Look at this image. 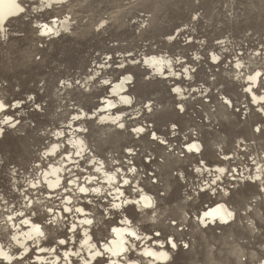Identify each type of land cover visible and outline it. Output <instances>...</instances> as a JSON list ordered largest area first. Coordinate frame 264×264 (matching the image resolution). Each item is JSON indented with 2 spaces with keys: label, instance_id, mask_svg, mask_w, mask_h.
I'll use <instances>...</instances> for the list:
<instances>
[{
  "label": "rangeland",
  "instance_id": "1",
  "mask_svg": "<svg viewBox=\"0 0 264 264\" xmlns=\"http://www.w3.org/2000/svg\"><path fill=\"white\" fill-rule=\"evenodd\" d=\"M20 1L27 13L8 19L5 33L0 32V99L22 103L11 113L17 127L6 129L0 138V204L5 200L16 209L22 207L24 182L47 168L49 162L42 156L55 130H63L74 114L97 107L108 91L104 80L128 74L133 76L129 84L133 111L139 109L143 115L151 103L152 113L140 115L141 123L146 122L166 145L149 140L148 132L136 139L97 126L94 120L79 121L93 129L91 136H84L97 158L110 169L127 170L133 163L131 180L137 182L140 173L147 193L156 197L160 205L156 217L138 218L135 225L141 229L147 224L151 229L147 234L160 230L165 238L172 236L178 249L171 250L169 264H259L264 259V134L256 129L264 128V118L244 91L249 85L246 77L260 71L251 87L264 96V0H71L60 9L37 13L35 3ZM66 15L72 25L62 35L43 38L36 32V21ZM157 54L190 68L191 79L176 81L185 91V111L177 109L175 81L157 79L143 66L128 62ZM123 60L124 69L117 70ZM98 64L102 69L91 77ZM225 98L231 106L223 103ZM193 141L201 143L202 150L187 154L185 144ZM216 165L235 171L218 174L211 169ZM14 171L17 181L12 180ZM257 171H261L257 183L230 181L249 180ZM222 188L229 195L234 191L231 201ZM43 191L34 197L41 198ZM54 200L57 208L58 199ZM215 202H224L235 213V221L224 227L196 225L194 216ZM0 239L7 240L3 227Z\"/></svg>",
  "mask_w": 264,
  "mask_h": 264
},
{
  "label": "bare ground",
  "instance_id": "2",
  "mask_svg": "<svg viewBox=\"0 0 264 264\" xmlns=\"http://www.w3.org/2000/svg\"><path fill=\"white\" fill-rule=\"evenodd\" d=\"M28 1H30L32 4L33 3L36 4L34 9L36 10V13H37L38 11L42 12V11H48V10L52 11L53 9L57 10L58 8L60 9L64 5L68 4L71 0H63V2H60V0H28ZM45 4L51 5V7H45ZM26 13H27L26 7L21 3L20 0H0V32L5 33L6 26L9 22L8 19L14 18L17 16L21 17L22 15ZM70 20H71L70 17L66 15V16H62L59 18L57 17L55 19H51V21H48V22L36 21L35 28L38 30L36 32H38L40 34V37H43V38L44 37L55 38L59 35H62L63 32H67L68 30H70V26L72 25ZM45 24L48 26L47 28L43 27V25ZM49 29H50V32H49ZM65 29H67V31H65ZM42 32H48L49 34L41 35ZM213 57L217 58L215 54H212V59ZM126 60H123L122 62H120L119 65L120 64L123 65L124 62H126ZM217 60L218 59H216L215 62ZM128 62L130 65L139 64L143 66V69H146L150 72L149 74L152 73V75L158 76L157 79H161L164 81L165 80L175 81L172 84L173 86L172 90L179 89V91H176V92L172 91V94L177 97L175 100V101H178L177 109L179 110L183 109V111H185V105L183 102L184 100H186L185 91L181 85L176 83V81L180 80V77L181 79L183 78V80L191 79L190 68H188L187 65H185L184 63L183 65H181L182 62H179V60L178 61L173 60L169 58L168 56L167 57L162 56V55L159 56L158 54L156 56L155 55L144 56L139 61L131 59ZM177 66H180L179 72L176 69ZM93 67L95 70H94V73L91 75V77L95 76V74L97 73L99 69H102L101 64L95 65ZM235 67L238 68V63ZM115 68L118 70V68L120 67L117 66ZM182 74L184 77H182ZM260 74L261 72L257 71L254 74H251L246 77L249 85L245 86L244 92L246 94L247 93L250 94L251 99L253 100V104L257 106L258 108H260L259 110L260 114L264 118V108L262 107L264 105V96L256 94L255 91H253L251 87V85H256ZM129 77H131V79H129ZM250 78H254V79H250ZM132 80H133V76L128 75V74L127 75L125 74V76H123L121 79H118L116 81H111V82L107 81V84L104 83L106 81L104 80L103 81L104 86H108V91H107L106 96L104 95V97H102L99 100L97 107L94 110L92 109L93 111L90 113H86V111L84 110L82 112H79L78 114H74L73 117L80 116L81 121L83 119H85L86 121L94 120L93 124H97V126H104V127H107L108 129L124 131V132L130 133L132 136H135L136 139H141L142 137L144 138L148 132L149 134H147V138H149V140L151 141L158 142L157 140L159 139V137L157 136V133L149 131L148 127L145 126L146 122L143 124L141 123L143 121L140 119L144 114L152 113L151 111L153 109H151L152 107L150 108L149 106L151 103L147 107L145 106L146 108L144 112L142 113L143 115H141V112L139 109L137 110L138 112L133 111L135 108V105L133 104V97L130 94V87H129V84L132 83ZM246 89H251V90L246 91ZM126 100L130 101L131 103H126L125 102ZM225 100H228V99L225 98ZM0 102H3V101L0 99ZM14 103L19 104L20 105L19 108L8 107L7 114L10 117H12V123L15 125V127L4 125L2 121L4 119L5 113L0 112V138L4 137V134L6 133V129L16 128L17 124L19 123L12 116L11 113L16 111L17 109H20L22 107L21 106L22 103L20 101H17V102L15 101ZM229 104L231 105L230 101H229ZM129 111H130V114H128ZM73 117L68 123H66L67 125L63 126V130H55V134H53L54 140H52L48 144L47 149L45 150L43 156L41 155L44 161L47 160L46 162H49V164L47 165V168L44 169L43 171H39V173L37 172L38 174H36V177L34 179L25 180L24 183L27 184L26 186L27 195L19 191L20 193H23V197H25L24 199H22L23 200L22 205H21L22 207L19 209H16V207L10 206L9 203H5V200L4 202H1V204L4 203V205L0 204V229L3 227V231L6 232V238H7V240L0 239V264H16L17 258L24 256L28 252H32L34 248L36 249V251L32 254L29 260L25 261V264H70L71 260H77L78 264H85V259L91 260V253L96 250L94 247V244H95L94 240L88 239L87 237H84V236H81V238L77 240V238L71 232H69L68 233L69 242L66 247L57 246L55 244L50 246L49 244L44 242L48 236L56 238V239H60L63 237H57L56 231L54 232L52 231L50 233H47L46 236L41 237L35 230V227H36L35 224L33 223L24 224L22 221L23 220L32 221L35 219V217L31 215V211H30L31 206L41 208L43 211L48 206L55 204V202L57 201H55L54 199H57L58 196H63L65 199L72 200L73 204H77V201L74 199V196L80 195L79 186L83 184L86 180L92 179V177H95L96 179L101 181V184H103L105 188H108L109 185H111L112 183H115L116 185L121 186V190L127 187V185L123 184V180L125 179L128 180L131 183V185H134L133 188L136 189V192H133L131 196H128L126 194L125 197L121 198V200H124V199L140 200L141 196L146 197L148 201L152 203L153 208H155V214L152 216L156 217L157 215V212H158L157 207H156L157 199L155 196H152L151 194L147 193L148 191L144 184L142 175L139 173L137 182H134L136 181V179H134V181L131 180L132 174H134L136 171L134 164L129 162V166L127 170L117 167L119 168L118 173L115 171V169L117 168L110 169L109 165H106L107 163L105 161H103L100 158H97L95 154H93L89 150V147L87 145V142L84 136L85 134H87V132L77 131V129H87V128L84 124L80 123L79 120H74ZM117 117H119V120L117 121V123L114 124L113 120H115ZM76 121H79V123H76ZM121 123L124 124L126 128L124 129L120 128L118 125ZM151 126L152 125H149V127ZM136 128H144L145 131L143 133L133 131V129H136ZM57 133H63V135L58 136L56 135ZM153 134L155 135V140H153ZM159 140L165 141L164 139H159ZM161 145H166V144L164 143ZM189 145L192 146V149H193L192 151H188L187 146ZM65 147L68 148L69 150L68 153L64 152ZM185 147H184L185 152L187 154H198L202 150L201 143L196 142V141L188 142L187 144H185ZM126 151L128 155L129 154L133 155L132 150L128 149ZM77 152L81 153V155L79 156L76 155ZM45 153H55V154L50 155L51 158L50 157L46 158ZM53 156L55 157L54 159H53ZM66 156L67 158H65ZM85 157L88 158L87 163L84 162ZM223 158L227 159V156H224ZM74 161L78 163L83 162L84 164H86V167L83 166L84 173L83 175H80L79 178H77V175H72L71 178L74 181V184L69 186L72 189V191L66 192L64 187L56 189L55 192L50 191L48 188V185L49 184L54 185L58 179L61 184H64V178L68 175L65 169H71L73 173H78L80 171L79 169L75 167V164L73 163ZM127 161H129V159H127ZM36 165L37 167H40V164L37 163ZM89 168H92L91 172L88 171ZM96 169H99V171L97 172ZM133 169H135V171H133ZM211 169H214L215 172H218V174L219 173L221 174V172L218 170L225 169V167L216 165ZM205 171H211V170L208 168H205ZM12 174H13L12 180L17 181L16 172L14 171ZM156 176L158 175L156 174ZM256 176L261 177V171H259L258 174L254 175V177ZM230 181L231 182L248 181L249 183L253 184V183H257V181L259 180H254L253 177H250L249 180L247 178L245 179L244 177H239L238 179H230ZM32 185H37V187L34 188L32 187ZM93 186L100 187L101 185L93 184ZM15 188L17 187L15 186ZM41 188L44 189L43 196H41L40 194L41 198H38V197L35 198L34 197L35 193L40 192ZM203 190L204 189H202V191ZM111 191L113 195H118V193H116L115 187H112ZM137 192L139 193V195L136 194ZM222 192H223V195H225L226 192L228 193V190L222 188ZM28 193L31 196H28ZM221 197H225V196H221ZM89 198L90 197L85 198L83 202L86 203L87 199ZM58 202L59 204L57 208L55 206L53 207V211L55 213L54 217L49 216V219L54 218L55 220L60 221L63 215V213L60 211V208L64 207L65 204L60 200H58ZM144 203L145 201L140 200V203L138 205V208L141 210L139 219L149 221V219H152V216L150 213L147 218L144 217L143 215V204ZM77 206H80V205L77 204ZM229 212L232 213L231 216H228ZM21 213H24L25 215L21 216L20 215ZM125 215L126 214L123 211H121L120 212L121 218L119 217L120 219L119 221H121L125 217ZM195 216H194L193 221L196 222V225H198L201 228H208L210 226H222V227L228 226L231 222L235 221L236 219L235 213L224 202H215L211 206L204 207L197 214V216L196 217ZM82 218L83 217L73 216L70 218V220H78ZM88 218H91V216H89ZM119 221L114 225V227L119 228L120 232L113 233L110 231L108 242L107 244L104 245L108 247L109 249H111L112 252L120 251V248L123 246L122 241L128 240V237L126 235L128 231H136L141 236L146 235V233L141 231V229L135 224L120 223ZM62 227L63 225H61V229H58V230H62ZM159 243H163V242L159 241ZM41 244L43 245V251H41L40 248L37 247L38 245H41ZM73 245H75V247ZM184 245L186 244L184 243ZM52 247H57L59 255H57L55 252L51 250ZM177 249L178 247L176 245V248L173 250H177ZM148 250H152L153 252H156L157 258L142 257L141 259L143 261V264H169L170 263V262L160 259L158 256L159 252L167 251L170 257H172L171 256L172 248L170 245H166L164 248H159L158 244H152V243H149L147 240H143L141 242L140 248L138 249V252L142 253ZM77 252L81 254L79 258L75 255V253ZM109 256L114 260H117V261L119 260L118 257L112 256L111 252L109 253ZM137 264H140V261H138ZM259 264H264V259L260 260Z\"/></svg>",
  "mask_w": 264,
  "mask_h": 264
},
{
  "label": "snow or ice",
  "instance_id": "3",
  "mask_svg": "<svg viewBox=\"0 0 264 264\" xmlns=\"http://www.w3.org/2000/svg\"><path fill=\"white\" fill-rule=\"evenodd\" d=\"M60 2H63V0H60ZM45 7H51V5L45 4ZM43 27L47 28L48 26L45 24ZM67 31V29H65ZM50 32V29H49ZM48 32H42L41 35H47ZM171 38V37H170ZM111 59V58H109ZM217 58L213 57V60L215 61ZM223 61H220L222 63ZM120 68H124L123 65H118ZM127 71V69H125ZM123 75V72L121 73ZM134 75V74H133ZM259 75V74H257ZM131 79V77H129ZM254 79V78H250ZM107 84V81L104 82ZM225 84L224 88V94L227 96V81L223 82ZM261 87H264V84L261 85ZM107 89H105L106 91ZM251 89H246V91H250ZM173 92L179 91V89H173ZM32 97H29V100H31ZM215 99V98H214ZM126 103H131L130 101H125ZM224 103L226 105H229V101L225 100ZM19 104H10L7 101L0 102V112L5 113L4 119L2 123L6 126H12L15 127V125L12 123V117H10L7 114L8 107L13 108H19ZM39 108V105L37 106ZM95 107V106H93ZM264 107V106H262ZM183 111V109H181ZM74 120H80V116L73 117ZM119 120V117H117L115 120H113V123H117ZM120 128L124 129L126 126L124 124L118 125ZM173 126H175V122H173ZM77 131H84L91 136L93 134V129L91 127L87 129H77ZM133 131L141 132L143 133L145 131L144 128H136L133 129ZM257 132H260L264 134V128H257ZM56 135L62 136L63 133H57ZM153 140H155V135L153 134ZM161 144L166 143L165 141H161ZM188 151H192V146H187ZM64 152L68 153L69 150L67 147L64 148ZM55 153H45L46 156L53 155ZM100 153H97L99 155ZM76 155H81V153L77 152ZM67 158V156L65 157ZM84 162H88V158H84ZM75 164V167L79 169L80 171L78 173H73L71 169H65V171L68 173V175L64 178V184H61L59 179L55 182V184H49L48 188L50 191L55 192L56 189H59L61 187H64L66 192L72 191V189L69 187L74 184V181L72 180V175H77V178H79L80 175H83V166L81 163L73 162ZM255 163V162H254ZM89 172L92 171V168L88 169ZM98 172L99 169H96ZM115 171L118 173L119 168L115 169ZM135 171V169H133ZM199 171V169H197ZM222 174L227 175L233 171L234 169H219ZM220 178L217 177V180ZM254 180H261V177L256 176L253 177ZM217 180H213L212 184L216 185ZM153 185H156L157 181H152ZM264 183V181H262ZM93 184H100V187H95ZM123 184L127 185L126 188L121 190V186L116 185L115 183H112L109 185L108 188H105L103 184H101V181L96 179L95 177H92L90 180H86L83 184L79 186V196H74V199L77 201V204L80 206H77V204H73V201L70 199H65L63 196H58L57 199L62 201L65 206L60 208V211L63 213L60 221L53 219H49V216L55 215L53 211V205L48 206L45 210H41L38 207L31 206L30 211L31 215L35 217L34 220H23L22 222L24 224L33 223L35 224V230L36 232L41 236H46L47 233H50L52 231H56L57 237H63L60 239H56L53 237L48 236L47 239H45V243L49 244L50 246L55 244L57 246H64L66 247L69 242V236L68 233L71 232L77 240L81 238V236L87 237L88 239H92L95 241L94 247L95 251L91 253V260L85 259V264H137L138 261H140V264H143L142 257H149V258H157V253L153 252L152 250L144 251L142 253L138 252V249L140 248L141 242L143 240H147L149 243L152 244H158L159 248H164L165 243L167 245H170L172 249L176 248L175 242H173L172 236L169 234L166 238L164 237V234L160 230H156L154 234H147L151 232V229L147 224L142 225L141 231L146 233V235L141 236L136 231H128L126 233L128 240L122 241V247L120 248L119 252H112L111 249L104 246L108 242L109 238V232L113 233H119L120 229L117 227H114V225L117 223V220L115 217H118L120 212L123 211L126 215L125 217L119 221L120 223H131L135 224L140 217L141 210L138 208V205L140 203V200L145 201L143 204V215L145 218L148 217V215L155 214V208H153L152 203L148 201L146 197L141 196L140 200H132V199H124L121 200L122 197H125L127 194L128 196H131L133 192H136V189L133 188L131 183L128 180H123ZM87 185V186H86ZM32 187H37V185H32ZM115 187L116 193L118 195H113L111 188ZM41 191L44 189L41 188ZM11 191V190H9ZM216 191V189H214ZM235 191H238L236 189ZM139 195V193H136ZM216 194H219V191H216ZM234 194V191L229 195V193H225L226 196H228V201H231L232 196ZM7 195V193L5 194ZM27 195V193H25ZM162 193H160L159 189H157V196L162 197ZM90 197L87 199V202L84 203V199ZM12 199H15V196L12 197ZM156 207H160L159 204L156 205ZM21 216L25 215L24 213L20 214ZM232 213L229 212L228 216H231ZM77 216V217H83L82 219L78 220H70V217ZM91 216V218H88ZM11 218V217H9ZM46 222V224H45ZM203 222V221H201ZM154 223V221H153ZM172 223H175V218H173ZM61 225H63L62 230ZM55 226V227H54ZM83 230V231H82ZM99 234V235H98ZM164 239L165 243H159V240ZM75 247V245H73ZM38 248H40L41 251H43V245H38ZM187 247V245H185ZM53 252H55L57 255H59V252L57 250V247H52L51 249ZM36 251L34 248L32 252L26 253L24 256L17 258L16 264H25V261L29 260L32 256V254ZM111 252L112 256H116L119 258V260H114L109 256V253ZM75 255L79 258L80 253H75ZM159 258L162 260H165L167 262H170L171 257L167 251L159 252L158 254ZM70 264H78L77 260H71Z\"/></svg>",
  "mask_w": 264,
  "mask_h": 264
}]
</instances>
